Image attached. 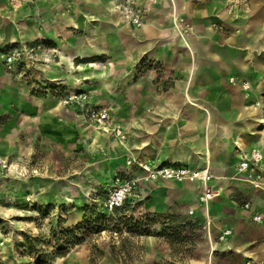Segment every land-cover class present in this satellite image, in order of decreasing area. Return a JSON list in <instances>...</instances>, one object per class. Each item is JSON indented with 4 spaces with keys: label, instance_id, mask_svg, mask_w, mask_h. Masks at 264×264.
<instances>
[{
    "label": "crops",
    "instance_id": "0c3cea01",
    "mask_svg": "<svg viewBox=\"0 0 264 264\" xmlns=\"http://www.w3.org/2000/svg\"><path fill=\"white\" fill-rule=\"evenodd\" d=\"M138 1L144 9L141 26L123 18L116 0H38L18 7L0 0V54L42 40L51 45L48 52L56 56L59 72L70 70L78 57L100 58L88 60L93 79L98 87L115 89L101 103L112 105L110 128L120 127L125 135L122 140L94 133L89 151L110 138L117 152L103 176L115 182L129 172L140 175L127 157L208 167L218 192L208 204L216 240L212 257L219 248L227 255L211 258V264H264V220L253 219L264 214V176L262 188H255L237 169L244 155L255 150L264 155V112L258 105L264 98V0ZM177 14L193 25L189 43L185 40L189 49L173 27ZM140 60L154 64L138 74ZM232 78L251 86L243 88ZM0 99L20 112L39 105V131L54 127L51 112L42 111L40 100L24 96L1 63ZM143 188L136 204L166 213L188 204L204 220L200 182L159 181ZM228 228L232 233L226 241H217Z\"/></svg>",
    "mask_w": 264,
    "mask_h": 264
},
{
    "label": "rangeland",
    "instance_id": "374dc122",
    "mask_svg": "<svg viewBox=\"0 0 264 264\" xmlns=\"http://www.w3.org/2000/svg\"><path fill=\"white\" fill-rule=\"evenodd\" d=\"M173 27L189 49L185 40L189 43L193 25L177 14ZM50 47L40 40L0 54L4 75L24 96L40 100L42 111L49 110L54 117V127L42 132L37 120L39 105L20 112L0 99V264H37L39 257H45L47 264H211V258L226 257L220 248L212 257L216 240L211 234L209 208L203 206L204 220L200 221L190 205L180 203L167 212L172 214L168 221L178 227L185 219L200 229L193 231L186 244H176V251L171 248L172 238L163 232L140 235L102 229L90 232L80 242L65 243L62 231L82 223L87 212L105 220L127 219L132 227L150 216L156 221L152 227L156 233L162 231L160 222L164 221L157 215L166 212L154 211L142 202L113 212L105 209L101 194L113 181L103 176L104 169L115 161L117 152L112 151L110 138L99 140L103 145L97 151H89L88 145L95 144L96 132L123 137L90 119L88 111L106 109L111 115L112 105L101 100L112 96L115 89L98 87L100 83L93 79V63L88 60L100 58L78 57L70 70L59 72L54 67L56 56L48 52ZM9 57L15 60L10 62ZM79 62L84 63L83 68ZM150 63L154 64L138 61L137 73L149 69ZM66 78L71 81H64ZM127 158L131 165L144 163Z\"/></svg>",
    "mask_w": 264,
    "mask_h": 264
},
{
    "label": "built area",
    "instance_id": "2783aa9c",
    "mask_svg": "<svg viewBox=\"0 0 264 264\" xmlns=\"http://www.w3.org/2000/svg\"><path fill=\"white\" fill-rule=\"evenodd\" d=\"M38 0H7L12 6H21L26 3H34ZM115 9L123 13L125 19L136 26L143 24L144 9L141 7L138 0H116L114 4ZM15 58L9 57V61L13 62ZM233 83H239L243 88H249L251 85L248 81H237L235 78L231 79ZM82 96V95H81ZM81 99L83 97H80ZM264 112V98L258 103ZM88 117L98 121L103 128L112 129L116 134L124 137L120 127L110 128L111 115L106 109L90 110ZM262 127L264 128V119L262 120ZM132 161H129L131 165ZM264 155L261 151L255 150L244 155L238 164V173H246L243 177L256 187H262V179L264 176ZM140 175H134L130 172L123 179H118L113 184L108 183L106 186V194L103 197L104 207L107 211L113 212L127 205L139 202L143 198L144 185L157 183L159 181H198L202 184V192L199 194V202L208 208V204L218 192L213 189L210 181L213 177L210 169L194 168L187 165H166L159 163H139ZM244 208H250V202L243 204ZM255 222L261 223L264 220L263 213H256L253 215ZM232 233L230 228L225 229L217 238V241L224 242L226 237Z\"/></svg>",
    "mask_w": 264,
    "mask_h": 264
},
{
    "label": "trees",
    "instance_id": "16d2710c",
    "mask_svg": "<svg viewBox=\"0 0 264 264\" xmlns=\"http://www.w3.org/2000/svg\"><path fill=\"white\" fill-rule=\"evenodd\" d=\"M105 194L106 192L104 191L103 194H101L102 203ZM157 216L164 219L163 222H160L163 226V229L162 231H159V233H156L158 232L156 228L152 229L156 221L153 220L150 216H147L145 220L137 221L135 222V224L133 223L134 225L132 227L130 226V223L129 221H127V219L123 221L121 219L110 217L109 219L105 220L103 216L94 213L90 214V212H87L82 223H78L75 227H72L71 229L65 231L63 230L62 232L63 235H66L65 243H67V245L80 242L84 240L90 232H99L102 229H108L116 232L125 231L128 233L140 235L161 234V232H163L165 233V235H167L168 238H172L170 241L171 248L173 249V251H176V244H186L189 240L192 239L191 235L193 231L200 229V226H194V223L192 221L186 222L185 219L184 221L180 222L178 227H175L173 223L168 221V219L172 217V214L170 213L158 214ZM177 229H180V231H178L177 236H174L173 234L175 231H177ZM187 232H191V234H187ZM179 262L180 261H169L163 264H181ZM37 264H47V259L45 257H39L37 259Z\"/></svg>",
    "mask_w": 264,
    "mask_h": 264
},
{
    "label": "bare ground",
    "instance_id": "6f19581e",
    "mask_svg": "<svg viewBox=\"0 0 264 264\" xmlns=\"http://www.w3.org/2000/svg\"><path fill=\"white\" fill-rule=\"evenodd\" d=\"M105 129V128H104ZM103 131H106V130H103ZM117 143V142H116ZM124 144V143H123ZM129 160V159H128ZM127 161V160H126ZM264 165V164H263ZM209 218V217H208ZM209 222V221H208ZM211 257V256H210Z\"/></svg>",
    "mask_w": 264,
    "mask_h": 264
}]
</instances>
